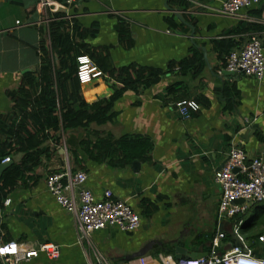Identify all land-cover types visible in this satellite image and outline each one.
I'll list each match as a JSON object with an SVG mask.
<instances>
[{
    "label": "crops",
    "instance_id": "0c3cea01",
    "mask_svg": "<svg viewBox=\"0 0 264 264\" xmlns=\"http://www.w3.org/2000/svg\"><path fill=\"white\" fill-rule=\"evenodd\" d=\"M184 1L185 12L170 7L168 0H74L52 13L42 11L38 0H0V132L12 112L7 92L19 86L25 73L38 71L41 28L47 27V16L51 19L58 14L59 19L89 30L86 43L106 49L114 68L137 64L164 70L171 62L193 55L200 63L196 74L175 69L150 87L125 91L114 103L113 120L91 125L90 130L98 135L148 138L152 147L146 159H133L124 166L93 162L79 149L85 132L68 130L62 146L36 170L39 179L35 184L32 181L28 188H18L7 197L10 204L0 208V243L14 241L34 248L48 243L59 248L55 260L40 253L21 264H128L126 258L151 242L144 256L155 259V254L169 250L174 255L176 244L198 252L210 246L220 197L214 174L224 163L229 146L235 144L249 158L264 151V76L256 80L228 73L212 41L233 38L238 48L253 34L264 46V18L257 14L260 4L231 17L219 12L224 0ZM120 19L129 30L126 46L120 43ZM171 19L172 26L167 21ZM239 24L245 31L232 32ZM173 83L180 86L170 95ZM82 94L91 102L109 95L110 90L102 79H96L82 87ZM173 101L194 102L197 109L183 118ZM0 138L4 139L3 131ZM69 152H77L85 168L84 187L96 199L110 190L125 201L140 217L137 230L124 233L107 227L92 233L93 248L78 243L73 214L59 206L45 187L46 176L61 172L66 159L71 166ZM219 227L228 232L229 222ZM258 245L263 251L264 243ZM229 248L225 242L223 249Z\"/></svg>",
    "mask_w": 264,
    "mask_h": 264
},
{
    "label": "trees",
    "instance_id": "16d2710c",
    "mask_svg": "<svg viewBox=\"0 0 264 264\" xmlns=\"http://www.w3.org/2000/svg\"><path fill=\"white\" fill-rule=\"evenodd\" d=\"M168 2L170 7L182 12L187 9L184 0ZM258 13L261 14V10ZM57 15L54 14L47 27L41 28L43 38L39 44L38 71L25 73L19 86L7 92L13 106L5 126L2 127L4 139L0 140V160L9 157L11 162L0 175V208L14 190L28 188L32 181L35 184L39 179L36 170L42 166L43 159L48 160L62 146L64 133L68 130L81 129L85 132L79 142V149L93 162L124 166L133 159H146L152 147L148 138L139 135H122L118 138L98 135L90 130L91 125L101 126L111 122L115 116L114 103L127 90L150 87L160 77L175 69L182 73H198L199 57L194 55L171 62L164 70L137 64L114 68L106 49L92 48L86 43L87 36L91 34L89 30L80 28L75 22L59 19L60 16ZM183 17L186 19L187 16L184 14ZM167 21L172 26L173 20ZM239 26L232 32L245 31L241 24ZM117 27L120 43L129 45V30L122 19ZM212 43L217 59L224 65L226 56L234 49L236 42L233 38H221ZM81 56H88L102 74L88 83L102 79L110 90L109 95L97 97L91 102L85 100L82 87L88 83L81 84L77 77V59ZM177 85L180 86L179 83L171 84L168 94L178 92ZM182 98L183 96L178 97L177 100ZM173 102L174 106L176 101ZM90 135L95 138L91 139ZM17 156L19 158L15 159ZM115 156L118 158H114ZM113 159H117L116 163H113ZM69 162L72 173L84 171L77 152H69ZM261 204L260 208H255L251 220L242 227L243 233L253 242L252 248L257 256L264 253V249L262 251V248H257V237L263 233L260 226L264 228V204ZM256 228H260V231L256 232ZM165 254L172 255V250ZM156 256L157 254L154 255Z\"/></svg>",
    "mask_w": 264,
    "mask_h": 264
},
{
    "label": "built area",
    "instance_id": "2783aa9c",
    "mask_svg": "<svg viewBox=\"0 0 264 264\" xmlns=\"http://www.w3.org/2000/svg\"><path fill=\"white\" fill-rule=\"evenodd\" d=\"M74 0H38V7L44 12L57 11L59 7L70 5ZM261 5L264 18V0H224L219 12L236 17L243 8ZM54 18V17H53ZM53 18H44L47 25ZM77 77L81 84H86L102 74L88 56L77 59ZM224 69L228 73H238L256 80L264 76V46L256 35H249L238 48L232 49L225 58ZM183 118H189L190 110H196L194 102H179L174 105ZM9 157L0 160V165L10 163ZM86 174L83 171L72 173L66 159V166L61 172L51 173L45 178L46 190L56 203L75 218L78 243L92 247V233L107 227H116L124 233L133 232L140 225L139 215L123 200L115 198L110 190L103 192L101 199H96L90 189L84 187ZM214 181L219 186L220 197L216 209V231L206 249V256L178 259L171 254H160L156 259L141 256L130 260L128 264H264V254L257 256L252 248L253 242L243 233L259 204H264V151L258 157L249 158L244 151L231 144L226 159L214 174ZM6 198L3 205L8 206ZM261 204V205H262ZM260 208V206L258 207ZM250 214L248 221L245 217ZM229 222V231L222 230L221 222ZM230 248L224 250V243ZM250 242V245L247 244ZM258 243H264V232L258 235ZM93 248V247H92ZM45 254L51 260L59 256L56 245L44 243L37 248L14 241L0 243L1 264L27 263ZM97 259L98 252L94 253ZM108 264V263H103Z\"/></svg>",
    "mask_w": 264,
    "mask_h": 264
},
{
    "label": "water",
    "instance_id": "95a60500",
    "mask_svg": "<svg viewBox=\"0 0 264 264\" xmlns=\"http://www.w3.org/2000/svg\"><path fill=\"white\" fill-rule=\"evenodd\" d=\"M176 17L185 24V21L182 19L181 15L178 13H175ZM187 26H189V28H191L192 33H193V27L191 24H188ZM227 73V72H226ZM228 74V73H227ZM10 163L7 164H3L0 165V175L2 173V171L9 165ZM223 165V164H222ZM221 168V167H220ZM154 244V242H151V244H149L146 248H144L143 250H141L140 252H137L135 254H132V256L126 258L127 261L133 260L134 258L137 257H141L143 255H145L152 247V245ZM248 245H250V242H247ZM174 253V258L176 260L178 259H188V258H196V257H201V256H206L207 254V250L206 249H202L201 251H197V248H191L189 251L185 250L182 246V244H176V246L174 247L173 250Z\"/></svg>",
    "mask_w": 264,
    "mask_h": 264
},
{
    "label": "rangeland",
    "instance_id": "374dc122",
    "mask_svg": "<svg viewBox=\"0 0 264 264\" xmlns=\"http://www.w3.org/2000/svg\"><path fill=\"white\" fill-rule=\"evenodd\" d=\"M249 218H250V214L249 215H247L246 217H245V221H248L249 220ZM258 230H256V232H257ZM260 231V230H259ZM188 246H189V243L187 244Z\"/></svg>",
    "mask_w": 264,
    "mask_h": 264
}]
</instances>
